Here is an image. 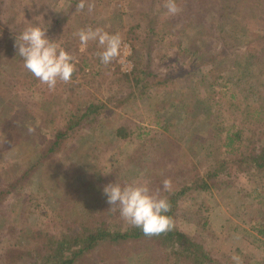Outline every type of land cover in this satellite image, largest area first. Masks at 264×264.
Segmentation results:
<instances>
[{"label": "rangeland", "instance_id": "1", "mask_svg": "<svg viewBox=\"0 0 264 264\" xmlns=\"http://www.w3.org/2000/svg\"><path fill=\"white\" fill-rule=\"evenodd\" d=\"M164 2L86 0L81 10L72 7L70 0H0V65L2 61L11 71L0 76V188L22 178L35 161V152H44L56 121L64 115L59 116L63 107L72 104L68 99L108 102L113 111L105 110L111 120L106 127L125 126L132 133L118 139L103 127L98 137L85 139L77 149L75 142L81 133L72 132L46 170L41 168L42 177L39 168L35 169L25 187L19 185L5 199L0 198V264H15L3 257L18 250L27 255L21 264H48L44 263L48 255L58 253V243L54 251L47 252L42 241L30 244L27 234L39 230L50 240L79 227L69 224L73 223L71 215L64 222L50 220V213L45 212L51 206L75 208L77 199L81 202L96 193L101 200L99 220H105L112 231H122L131 225L118 208H110L103 193L106 185L147 183L165 195L164 179L172 181L171 191L179 189L187 179L204 176L215 159L222 157L227 124L236 120L255 138L263 137L264 0H178L180 11L175 15L166 14ZM53 19H63V24L52 26L47 35L75 57L76 71L70 82L60 81L55 89H49L24 67L19 55H11L9 63L6 48L10 42L17 54L18 33L32 25L45 27ZM88 27H102L122 36L131 52L124 57L132 65L130 71H122L118 61L101 64L96 42L81 46L76 33ZM137 47L140 49L135 53ZM135 61L149 64L154 75L147 78V84L159 96L136 104L130 98L122 104L117 95L128 83L115 76L131 72ZM98 71L100 75H95ZM198 76L204 81L197 83L201 79ZM209 98L213 102L210 112L199 105L200 100L208 105ZM165 101L169 104L159 111L166 112L163 117L168 123L176 110H181L180 105L190 107L185 119L179 116L181 120L176 119L177 124L168 129L166 146L154 140L156 132L166 125L156 122L151 106H161ZM11 123L29 136L24 155L8 145L10 139L3 131ZM219 175L216 181L221 183L220 189L191 190L179 200L174 226L210 249L219 264H264V243L257 241L254 227L264 218V203L256 193L252 198L244 197L255 184L232 163ZM51 186H56L54 192ZM77 208L85 212L82 202ZM94 214L77 213V222ZM204 215L209 219L206 226L202 225ZM259 238L264 241V236ZM112 251L117 256L107 262L101 258V249H95L89 253L88 264H191L173 242L164 240L120 242Z\"/></svg>", "mask_w": 264, "mask_h": 264}, {"label": "trees", "instance_id": "2", "mask_svg": "<svg viewBox=\"0 0 264 264\" xmlns=\"http://www.w3.org/2000/svg\"><path fill=\"white\" fill-rule=\"evenodd\" d=\"M70 2L72 4V7H75L78 5L80 0H70ZM61 21H63V19ZM61 21L53 19L50 24H46L44 28L48 29L47 33L50 32L52 26L63 24V22ZM151 31L152 29L151 27H149V32ZM69 39L70 38H68V40ZM12 45L13 44L9 42L6 48V55L8 56L7 61L9 63L11 55L15 54L17 56L16 52L12 51ZM139 49L140 47L135 48V53L138 52ZM209 70V74H211L213 72V68L211 67ZM9 73H11V71L8 70L6 65L1 61L0 76L9 75ZM95 75H100V72H95ZM150 75H154V72L149 69V64L144 65L139 61H135L134 68L131 72L116 73V80L120 81L124 79L128 83L127 89L126 87H124V90L119 92L117 95V99L120 100V103L123 104L125 102H128L130 98L134 99L135 104L139 100H144L145 98L150 99V101L155 100L159 95L158 93L152 92V87L147 84V78ZM198 77L201 78V76ZM201 81H204V79H197V83H200ZM69 103L71 105L63 107L65 108V110H63L59 114V116L63 114L64 115L56 121L57 126L54 131V135L48 140V144L44 148V152H35V161L33 160L31 165L25 169L22 178L18 177L15 181H12L10 184L6 185V187L0 188L1 200L5 199L7 195H10L11 191L16 189L19 185H22L19 188L25 187L28 182L27 178L34 173L35 169L39 168V172L41 171L42 177L43 171L41 170V168L43 167L46 170L47 166L53 161V158L56 157L58 153H60L61 148H63V146H65L64 144L67 143L70 133H81L80 138H78L75 142L77 143V149H80L82 147V142L85 141V139L91 140L98 137L100 129L106 127L107 123L111 121L109 116H105L107 115V111H105L106 109L108 111H113L110 106H108L109 103L106 101H98L96 98L93 100H85L83 102H81L80 100L68 99V104ZM204 103V100L199 101V105L201 107H208V112H210V107H212L211 104H213L212 99H208V105H204ZM168 104L169 103L167 101H165L161 106H157L154 103H151V106L154 107L156 113V122H164V124L166 125L163 130H159L156 132L154 140L157 141L158 145L162 143L164 146H166L164 144V141L169 138V135L167 134L168 129L172 130L173 126L177 124L175 123L176 119L178 120V122L181 120L179 119V116L183 115V119H185V117L190 112V107L187 103L180 105L181 110H176V113L174 114L176 116H173L171 123H168L169 121H167L163 117L164 112L159 111V109L167 107ZM164 114H166V112ZM165 122H167V124ZM106 128L109 127L107 126ZM20 129L21 128L17 127V124L11 123L8 129H4L3 132L6 137L10 139L8 145L10 146L11 150L14 148H19L20 153L24 155V151L29 148L30 139L29 136H26L25 133L22 135L23 128L21 129V131ZM224 132L225 133L223 134L225 135L222 138V146L224 148L223 155L222 157H217L215 159L216 162L212 163L211 167L204 174V176L198 177L195 180L187 179L185 184L182 185L179 189H175L173 191L165 193L171 204V209L168 215L172 219L173 227L170 230L159 235L152 236L145 235L140 228L134 226H130L122 231H112L105 220H99L98 215L100 214H97V211L98 204L101 202V200L96 193L94 194V196L91 193V196L87 195L83 200H81L82 206H84L85 208L84 213L79 211L77 208L81 205V202L78 199L76 200L75 208L72 207L67 209L65 207V209H63L61 205L56 204L57 206H51L45 212L46 214L50 213V220H54L55 218L56 220H58V222H64L67 216L71 215L73 223L69 224L78 225L79 227L77 229H69L70 231L62 232V234L58 238H51L50 240H46V236H43L41 234V231L31 230V232L27 233L30 244L33 243V245L35 246L39 241H42L43 244L46 245V251L52 252L55 249L56 243H58V253L55 251L52 254L50 253L44 263L88 264L89 253L97 248L101 249V258H103L104 260L106 258L107 262H111L117 256L116 252L112 251V248L114 249L115 244L132 240L145 241L148 239H152L154 241L156 239L173 242V244L180 249V253H183L186 259H190L191 264H219L215 260V258L212 257L210 249L203 246L202 244H199L198 240L194 239V237L177 229L174 226V221L177 217L178 202L182 198H186L189 191L208 190L211 187H217V189H220L221 183H218V181H216V178L217 176H220L219 174L221 170H223L228 163H232L242 172L247 173L250 179L249 181L255 184L252 191L244 193L245 199L247 196L252 198L253 193H256L255 197L262 198L261 203H264V134L263 137H258L257 139L253 134L248 133L243 126L237 125L236 120H234L233 123L227 124V126H225ZM108 134L118 139H125L128 136L132 135V133L127 131V127L117 125L111 127L110 131H108ZM141 135L142 133L140 132L139 136L141 137ZM78 157L80 158V155H78ZM218 161L220 162V164L219 166H216V163ZM89 167L90 166L87 165L88 170H90ZM188 172L189 171L187 170V172H185L184 174H188ZM23 181L25 182L24 185ZM55 188L56 186L49 187L50 191L53 190L52 192L55 191ZM48 199L50 201L51 197L49 196ZM92 211L96 214L88 217L87 220H83L80 223L77 222V213L87 214L89 216V213ZM73 213L75 214L73 215ZM261 215H264V212ZM201 219L203 220L202 225L206 226L209 221L208 217L204 215L201 216ZM260 219L261 221H259ZM260 219L257 220L258 223H256V225L254 226L257 230V235L255 236L258 239L257 241H261L264 243V241L259 238L260 236H264V218ZM27 251L29 252V250ZM28 254H30V252ZM39 254L43 256L41 252H39ZM104 255L106 257H104ZM3 258L5 259V262L7 261L14 262L15 264H21L27 259V255L24 250H18V253L14 252L12 254L8 252Z\"/></svg>", "mask_w": 264, "mask_h": 264}, {"label": "clouds", "instance_id": "3", "mask_svg": "<svg viewBox=\"0 0 264 264\" xmlns=\"http://www.w3.org/2000/svg\"><path fill=\"white\" fill-rule=\"evenodd\" d=\"M86 0H80L78 9H84ZM164 7L168 15L180 11L178 0H165ZM47 28L40 25L26 27L18 33L15 45L17 55L24 67L49 89H55L58 82L68 83L76 71L75 57L59 43L47 35ZM76 35L82 47L90 41L96 42L100 51L97 53L101 64L107 66L113 61L121 64L122 71H130L132 65L125 62L124 57L131 54L119 33H110L102 27L80 29ZM172 190V181L163 180V191ZM110 208H118L123 220L134 227L140 228L147 236L159 235L173 227L168 215L171 209L167 196L161 190L152 188L147 183L131 182L121 185L109 183L103 188Z\"/></svg>", "mask_w": 264, "mask_h": 264}]
</instances>
